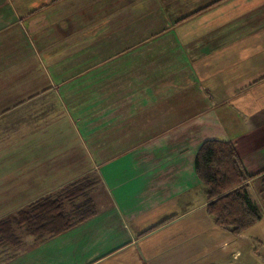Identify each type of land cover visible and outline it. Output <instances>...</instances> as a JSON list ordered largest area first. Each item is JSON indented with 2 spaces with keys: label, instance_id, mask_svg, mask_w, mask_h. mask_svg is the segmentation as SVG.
<instances>
[{
  "label": "crops",
  "instance_id": "obj_1",
  "mask_svg": "<svg viewBox=\"0 0 264 264\" xmlns=\"http://www.w3.org/2000/svg\"><path fill=\"white\" fill-rule=\"evenodd\" d=\"M211 138L261 208L264 0H0V219L100 179L96 216L0 264H264L263 213L207 210Z\"/></svg>",
  "mask_w": 264,
  "mask_h": 264
},
{
  "label": "trees",
  "instance_id": "obj_2",
  "mask_svg": "<svg viewBox=\"0 0 264 264\" xmlns=\"http://www.w3.org/2000/svg\"><path fill=\"white\" fill-rule=\"evenodd\" d=\"M198 178L207 188V210L215 222L233 233H242L259 222L262 212L251 198L250 174L237 145L231 140H205L195 156ZM264 194V172L258 176ZM100 179L82 176L0 219V255L4 261L28 247L60 235L96 216L92 191ZM29 237H32L29 241Z\"/></svg>",
  "mask_w": 264,
  "mask_h": 264
},
{
  "label": "rangeland",
  "instance_id": "obj_3",
  "mask_svg": "<svg viewBox=\"0 0 264 264\" xmlns=\"http://www.w3.org/2000/svg\"><path fill=\"white\" fill-rule=\"evenodd\" d=\"M261 184V181L259 180H257V179H255L252 183H251V191L252 192H255V190H258V187H259V185ZM258 198V197H257ZM259 203H260V205H261V208H260V210L262 211V213H263V215H264V205L262 204V202L261 201H258ZM1 256V258H4L6 255L5 254H1L0 255Z\"/></svg>",
  "mask_w": 264,
  "mask_h": 264
}]
</instances>
